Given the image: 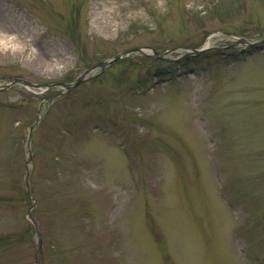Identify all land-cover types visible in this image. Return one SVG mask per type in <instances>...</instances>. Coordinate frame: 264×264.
Listing matches in <instances>:
<instances>
[{"label":"rangeland","instance_id":"obj_1","mask_svg":"<svg viewBox=\"0 0 264 264\" xmlns=\"http://www.w3.org/2000/svg\"><path fill=\"white\" fill-rule=\"evenodd\" d=\"M241 40L264 0H0V77L144 48L0 91V264H264V47Z\"/></svg>","mask_w":264,"mask_h":264},{"label":"water","instance_id":"obj_2","mask_svg":"<svg viewBox=\"0 0 264 264\" xmlns=\"http://www.w3.org/2000/svg\"><path fill=\"white\" fill-rule=\"evenodd\" d=\"M242 44H247V45H251L253 47H256V48H261L262 46H264V41L260 42V43H249L245 40H241ZM149 50H151L155 56H158V53L156 51H154L153 49H150L148 48ZM144 49L142 48H137V49H134L132 51H129L127 54H130L132 52H137V51H143ZM204 51L203 50H194L193 53H200ZM125 54H120V55H117L114 59H112L111 61H108V62H101L91 68H89L88 70H86L77 80L74 84L72 85H69V84H66V83H55V84H52V85H45V84H33L25 79H22V78H15V77H3L0 79V81H4L6 82V84L0 86V90H3V89H9L11 86L13 85H16V84H19V85H22L24 86L25 88L27 89H42L44 86H46L47 88H51L52 86H56V87H62V88H65L67 90H70V89H73L75 87H77L78 85H80L81 83H83V81L86 79V77L93 73L96 69L98 68H104V67H107L111 64H113L114 62H116L117 60L121 59Z\"/></svg>","mask_w":264,"mask_h":264},{"label":"trees","instance_id":"obj_3","mask_svg":"<svg viewBox=\"0 0 264 264\" xmlns=\"http://www.w3.org/2000/svg\"><path fill=\"white\" fill-rule=\"evenodd\" d=\"M209 53V52H208ZM103 56V55H102ZM104 57V56H103ZM195 59V56H189V57H187L186 59H185V62L186 63H183V65H188L189 63L190 64H192ZM90 65H91V63H88V65H87V67H90ZM160 71H161V69H160ZM160 71L159 72H157V73H160ZM161 74V73H160ZM11 239H13V238H11ZM6 240H8V238H6Z\"/></svg>","mask_w":264,"mask_h":264}]
</instances>
